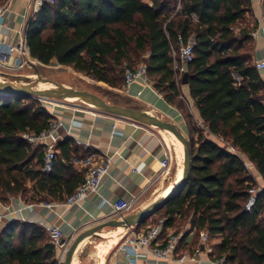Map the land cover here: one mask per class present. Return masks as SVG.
I'll use <instances>...</instances> for the list:
<instances>
[{
	"label": "trees",
	"instance_id": "trees-1",
	"mask_svg": "<svg viewBox=\"0 0 264 264\" xmlns=\"http://www.w3.org/2000/svg\"><path fill=\"white\" fill-rule=\"evenodd\" d=\"M7 2L0 0V6ZM252 14L251 0H57L43 5L25 30L31 58L113 88L123 89L126 69L147 55L154 89L181 113L193 139L189 181L154 217L161 218L164 233L178 231L184 221L207 231L212 256L228 264H264V190L253 210L245 211L248 190L258 184L244 159L264 180V79L253 58ZM180 40L194 42L185 73L202 124L184 101L185 73L174 68ZM53 120L37 98L0 96L1 204L10 197L65 203L84 183L85 174L73 165L74 140L57 146L54 169L47 173L44 146L23 138L42 134ZM0 264L61 262L45 228L13 221L0 233Z\"/></svg>",
	"mask_w": 264,
	"mask_h": 264
},
{
	"label": "crops",
	"instance_id": "crops-1",
	"mask_svg": "<svg viewBox=\"0 0 264 264\" xmlns=\"http://www.w3.org/2000/svg\"><path fill=\"white\" fill-rule=\"evenodd\" d=\"M30 1L8 0L9 11L6 14L4 28L0 33V42L11 45L18 44L19 32L26 30L29 20L24 14ZM251 3L253 14L252 17H249V21L252 27H257L256 31H258L261 29V19L264 17V0H251ZM253 58L255 62L264 58V41L261 37H254ZM37 65L47 68L49 66L63 68L56 62L49 66L40 63L14 70L12 72L16 74L8 75L15 78L14 81L24 82L25 78H30L32 75L21 74L20 71L33 69ZM261 76L264 79V72L261 73ZM140 90H142L140 84L134 85L132 89L133 94ZM181 91L189 112L199 124H202L199 111L191 98L189 86H182ZM130 99L136 102L137 108L150 111L158 118L181 121L187 130L181 113L166 103L162 96H157L154 91L145 89L139 100ZM55 115V119L63 123L58 132L60 141L71 138L75 142L77 150L73 160L75 169L83 172L86 176L92 164H101L106 162L107 158H111L109 174L103 178L99 192L91 194L78 206H65L64 203L57 202L28 204L21 198L10 197L8 203H0L2 218L0 233L9 222L20 221L40 225L46 230L53 226L59 227L64 233V240L70 242L85 230L110 220L113 213L112 204L118 200L136 198L137 205L134 211L136 213L165 196L180 181L183 161L178 150L163 137L162 130H155L153 127H146L130 120L101 114L86 107H72L66 104L56 109ZM209 137L224 146L221 140L213 136ZM167 147L172 154L171 169L169 175L162 178L160 175L161 160ZM90 157H92L91 164L87 160ZM244 160L250 165L258 186L264 189V180L257 168L247 159ZM149 222L148 226L154 225L153 219ZM111 229L113 228H107L104 231ZM127 231H123L119 238L106 239L105 244L101 243L95 246L98 264H134L120 250V245L125 238L124 234ZM173 231H176V228L168 229V232ZM93 239L86 242L85 247L92 243ZM194 239L195 237L189 236L183 245L185 250L182 248L181 252L193 251L196 247H194ZM214 243L218 244L219 240ZM211 248L214 253L215 248L213 246ZM56 250L58 259H61L62 249L56 247ZM207 260V253L203 252L198 256L197 262L185 264H208ZM136 264H175V262L171 259L157 261L145 254H140Z\"/></svg>",
	"mask_w": 264,
	"mask_h": 264
},
{
	"label": "built area",
	"instance_id": "built-area-1",
	"mask_svg": "<svg viewBox=\"0 0 264 264\" xmlns=\"http://www.w3.org/2000/svg\"><path fill=\"white\" fill-rule=\"evenodd\" d=\"M57 0H31L26 8L25 17L31 19L43 5H53ZM9 11V3L0 7V33L4 28L6 14ZM28 20V21H29ZM254 37H261L264 41V17L261 19V29L253 34ZM18 44L11 45L0 42V67L7 71L20 70L26 66L40 64L37 60L31 58L28 51V44L25 36V31L19 32ZM194 42L191 40L188 44H183L180 40L179 49L173 51L174 68L180 69L181 74L187 71V66L194 59ZM13 59V61H12ZM257 70L264 72V58L255 62ZM125 83L123 87V93L135 100H139L143 95L145 89L154 91L157 96H162L157 92L148 75L147 64H142L136 68H127L125 71ZM136 84L142 86V90L133 94V87ZM49 114L54 117L50 128L40 135L24 134L23 138L26 139L33 146H44L45 156L43 161V171L51 172L54 169L57 160V145L60 141L59 130L62 126V122L55 119L56 109L61 108L63 104L57 102H45L41 101ZM91 164L92 157L87 159ZM111 158H107L106 162L101 164H92L85 177L84 183L76 190V192L67 199L64 203L65 206L80 205V203L91 194L99 192L102 180L109 174V167L111 164ZM172 162V154L167 147L164 156L161 160V177H167L170 173ZM246 164L247 170L252 174L251 167ZM264 189L261 187H251L248 190V200L245 205V211L251 212L255 207L258 199V194ZM137 205V199L131 200L120 199L112 204L113 213L111 219H122L125 216L134 213ZM2 220L0 216V221ZM47 232L52 244L63 250L60 262H63L65 252L67 251V245L72 241H64L63 231L56 226L47 228ZM125 238L120 245V250L124 252L129 258L130 262L136 264L138 256L145 254L148 257L157 261L163 259H171L175 264H185L188 262H197L198 256L205 252L208 256V264H228L226 258H215L211 254V246L209 242V234L205 230L198 231L196 228H192L190 224L185 226L180 231L166 232L164 233L163 224L150 225L142 229L133 228L128 230L124 234ZM189 236L198 237V245L190 252L188 250L181 252L186 239ZM210 256H209V255Z\"/></svg>",
	"mask_w": 264,
	"mask_h": 264
},
{
	"label": "water",
	"instance_id": "water-1",
	"mask_svg": "<svg viewBox=\"0 0 264 264\" xmlns=\"http://www.w3.org/2000/svg\"><path fill=\"white\" fill-rule=\"evenodd\" d=\"M34 68L36 69V66ZM36 73L38 74L37 69ZM40 83L51 84L54 86V88L42 90L38 89L37 87ZM181 84L182 86H188V73L183 75ZM7 95L34 97L40 101L57 102L60 104H65L69 99H74L75 102H80L84 105H87L89 106V109L95 110L101 114L130 120L146 127H153L162 131L171 132L182 142L184 146L182 178L171 191H169L165 196L154 202L149 207L139 212L129 214L122 219L107 220L97 226L85 230L71 242L69 248L65 252L63 262H61V264H74L79 252V248L90 239L103 238V235L105 234L103 231L107 228H113L115 230L114 232H116L119 229L130 230L143 225L157 212H159L169 201L180 194L189 181L193 165L192 148L186 133L176 122H170L158 118L150 111L109 103L104 98L94 93L68 88L53 80L44 79L39 75L37 76L36 80L33 78H25L24 82L8 80L0 81V96ZM61 142L62 141H59L57 146H59ZM64 241L65 240H62V243H64Z\"/></svg>",
	"mask_w": 264,
	"mask_h": 264
},
{
	"label": "rangeland",
	"instance_id": "rangeland-1",
	"mask_svg": "<svg viewBox=\"0 0 264 264\" xmlns=\"http://www.w3.org/2000/svg\"><path fill=\"white\" fill-rule=\"evenodd\" d=\"M253 44L254 43L251 44V47L254 46ZM146 63H147V55L141 56L138 60L136 59V66L146 64ZM0 69H1L0 70V81H4V80L14 81L15 78L8 75V74H16V73L12 72L14 70L7 71V70L2 69V68H0ZM36 69L38 70V74L36 73ZM36 69L30 68V69L23 70L20 72H21V74H31L32 76L30 78H33L35 80L37 79V76L39 75L40 77H42L44 79L53 80V81L60 83L63 86L68 87V88L94 93V94L104 98L107 102L112 103V104H117V105H121L124 107H129V108L140 109V108L136 107L135 101H133L132 99H130V97L126 96L123 93V91H122L123 89L113 88V87H110L108 85L98 83L95 80L89 78L88 76H86L84 74L75 72L70 67L59 68L58 66H55V67L49 66L47 68V67L37 65ZM3 72L7 75L2 74ZM122 76H123V74H122ZM37 88L42 90V89L54 88V86L51 84H41L40 83ZM65 104L72 106V107L89 108V106L84 105L80 102L69 103L67 101ZM187 112H188V110H187ZM166 121L176 122L184 130L187 138L192 142L193 139H192L191 135L185 129V127L183 126V123L181 121L173 120L171 118H167ZM154 129L159 130L157 128H154ZM161 132L163 134V137L165 139H167L169 141V143L172 144L178 150V148L173 143V141L169 138V136L166 133H164V131H161ZM178 153H179V150H178ZM179 156L181 158L180 153H179ZM151 219H153L154 225L160 224V222H161V218H155L153 216L149 220H151ZM149 220L147 221V224H150ZM188 224L189 223L187 221L180 222L178 224V227H177L178 231L185 228V226H187ZM114 231H115L114 229H111L108 231H104L103 233H105V234L106 233H113ZM122 234H119L117 236V238H119ZM113 239H115V237ZM194 242H195V244H194V247H195L198 245V239L196 236H195ZM101 243L105 244L106 239L105 238L93 239L92 243H90L87 247H85V245H83L81 247V249L79 250L78 255L76 257L78 264H98L99 260L97 258V249L95 248V246H98ZM68 248H69V244L67 245V249ZM98 250H99V248H98Z\"/></svg>",
	"mask_w": 264,
	"mask_h": 264
},
{
	"label": "bare ground",
	"instance_id": "bare-ground-1",
	"mask_svg": "<svg viewBox=\"0 0 264 264\" xmlns=\"http://www.w3.org/2000/svg\"><path fill=\"white\" fill-rule=\"evenodd\" d=\"M68 102L69 103H74L75 100L74 99H69ZM164 133H166L169 136V138L173 141V143L176 145V147L178 148L179 153L181 155V160H183V157H184V146H183L182 142L174 134H172L171 132L164 131ZM182 174H183V170H181L180 180L182 178ZM123 231H124V229H119L118 231L113 232V234L106 233V234L103 235V238H105V239H110V238H114V237L116 238ZM81 247L79 248V250L81 249ZM76 263H77V260L74 261V264H76Z\"/></svg>",
	"mask_w": 264,
	"mask_h": 264
}]
</instances>
